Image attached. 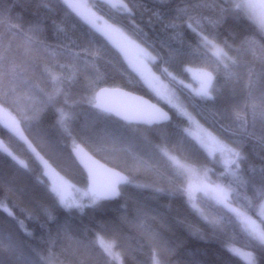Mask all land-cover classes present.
<instances>
[{
	"label": "trees",
	"instance_id": "1",
	"mask_svg": "<svg viewBox=\"0 0 264 264\" xmlns=\"http://www.w3.org/2000/svg\"><path fill=\"white\" fill-rule=\"evenodd\" d=\"M124 1L131 9V15L110 9L102 1L92 0L91 5H95L94 11L105 21L110 24L118 22L117 26L127 36L149 50L156 57L154 70L170 83L174 80L164 72L165 68L182 82L189 81L186 68L213 72L214 84L220 88V92L214 94L215 99L203 100L179 85L176 87L184 106L199 124L226 143H231L233 133L237 132L231 109L244 102L246 69H237L239 82L234 81L226 87L222 75L218 76L213 71V65L184 55L195 49L199 42L188 23H192L196 31L215 35L218 43L227 39L230 44L239 46L245 36H251L254 39L248 47L260 52L264 38L257 26L248 20L237 21L229 17L214 27L203 18L215 17L218 13L207 7H192L196 0H166L165 3L159 0ZM180 8L187 9V15L177 19ZM0 9H3L0 51L7 49L8 59L19 65L33 83L46 90L52 88L44 73L46 66L65 64L68 65L63 70L65 72L70 71L73 65L79 69L74 79L64 85L69 104L73 105L70 110L72 120L68 125L71 135L55 126V108H67L63 96L56 97L55 107L49 105L44 109L38 122L24 119L22 110L15 106L7 107V111L20 122L28 142L74 182L86 183L84 173L71 155L74 141L98 160L125 173L131 181L121 187V195L114 200L100 201L83 211L66 210L56 203L42 175L41 165L26 144L0 126V139L4 146L28 165L25 168L0 153V206L13 213L9 216L0 211V231L5 237L12 236L31 264H151L152 243L136 226L138 209L156 217L150 222L152 229L159 234L162 242L176 249L172 255L164 254V264H247L229 252L228 245L252 251L255 264H264V251L249 241L237 218L227 208L198 193L197 203L209 217L205 220L190 206L186 196L171 191L183 180L176 178L175 169L169 166L157 146L166 145L173 155L181 160L187 158L191 165L201 169L211 168L213 171L209 175L213 181L225 171L224 162L209 157L191 137L182 133L181 130L189 126L186 117L159 100L145 86L129 68L119 48L85 24L60 0H2ZM189 16L193 19L188 20ZM196 20H200L199 25ZM171 22L177 27H169ZM36 25H39V31H30ZM175 50L181 54L170 58V52ZM229 55L235 53L229 51ZM242 59L253 63L250 52L243 54ZM255 68L257 72L264 71L259 63L255 64ZM56 71L61 69L57 67ZM93 73L99 76L95 84L92 82ZM105 87L122 88L162 106L169 113L168 121L153 127L130 125L100 113L84 102L83 98L91 96L93 89L97 91ZM241 114L251 120L250 112ZM251 131L255 132V138L244 142L247 163L241 164L240 172L241 181L247 183L236 187L240 198L234 196L232 205L260 221L261 209L259 201L255 200L254 189L261 186L264 145L259 143V123L255 129L250 127ZM231 179L229 176L219 182L227 184ZM245 195L253 199L252 208L247 207ZM42 208H48L55 221H48L41 213ZM59 225L69 227L70 238L63 235L57 237ZM101 225L106 226L103 231L98 227ZM25 229L31 233L30 236L25 235ZM97 232L108 240L115 239V251L121 256L119 262L112 261L94 243ZM50 235L55 238L54 244L49 243ZM177 244L181 246L177 248ZM33 249L45 258H49L51 249V257L47 262L42 261ZM4 255L7 256V253Z\"/></svg>",
	"mask_w": 264,
	"mask_h": 264
},
{
	"label": "snow or ice",
	"instance_id": "2",
	"mask_svg": "<svg viewBox=\"0 0 264 264\" xmlns=\"http://www.w3.org/2000/svg\"><path fill=\"white\" fill-rule=\"evenodd\" d=\"M63 4L71 9L81 20L88 24L95 32L100 33L106 37L109 41L113 42L126 56L130 49H134L137 52V58L133 61L130 59V63H133L141 75L144 76L153 85H158V78L148 73L145 74L144 60L154 61L156 57L152 56L146 49L141 48L136 44L129 36H127L121 27L117 26L118 22L108 23L104 21L100 23L101 17L96 14L92 9L95 5H90L85 2H74V0H62ZM160 3H165L166 0H159ZM2 3V0H0ZM104 3L108 5L110 9H114L117 12L128 13L131 15V9L124 0H104ZM194 8L207 7L212 9L213 12L218 13L215 17L206 16L203 19L208 24L218 26L223 20L231 17L233 20L242 21L248 20L255 24L259 30V33L264 38V0H196V3L192 5ZM187 15V9H178L177 19L183 18ZM3 18V9H0V21ZM115 20V17H113ZM193 17L189 16L188 20H192ZM196 24H200V20H196ZM169 27L176 28L177 25L174 22L169 24ZM188 27L198 36V44L195 49L190 53H184V55H190L194 60L198 59L204 64L213 65V71L217 75H222L225 85L231 86L235 82H239V75L237 69H246V82L245 90L246 96L243 104L234 105L231 109L232 120L236 124L237 132L233 133V139L231 143H226L218 136L213 135L212 132L204 129L199 122L188 112L187 108L179 101V98L171 93L166 86L156 87V91L160 95H164L169 103L177 109L180 115L186 117L188 127L183 128L181 131L186 137H191L200 149H203L210 157H215L217 154L223 158L225 171L221 172L216 181H213L209 175L213 170L211 168H203L202 175L197 174V170L187 162V158L181 160L173 155L166 145L162 144L157 146L160 154L167 159L169 166L175 169V176L177 179H182L183 183L178 186H173L171 191L178 192L187 197V202L190 206L196 210L205 220L209 217L204 213L197 203V192H203L205 195H211L212 199L216 203L223 205L232 213L241 225L242 231L247 235L250 242H254L261 251H264V168L260 169L261 174V186L254 189L255 200L259 201V207L261 209L260 224H257L255 220L247 214L246 211L238 207H233L232 198L235 196L240 198V194L236 192V187H241L247 181H241L240 172L241 164L247 163V156L243 152L244 142L247 139H254L255 132H250L251 129H255L257 123H259L261 135L259 143L264 145V71L257 72L255 64L259 63L264 68V45H261V51L257 52L253 48H249V44L253 41V37L245 36L239 46L230 44L227 39L218 43L215 35L205 34L203 31H196L192 27V23H188ZM30 31L38 32L39 25L34 26ZM31 39V38H30ZM191 48V45H189ZM202 50V51H201ZM229 51L235 53V55H229ZM251 53L253 63L242 59L243 54ZM179 50L170 52V58L180 55ZM61 71H56V68ZM68 65L54 64L51 67L46 66L44 73H46L52 88L46 90L39 87L38 84L33 83L28 77L24 75V71L20 70V66L14 61L8 59L7 49L0 51V111H7V107L15 106L22 110L23 118L30 121H40L41 114L46 107L51 105L55 107V100L58 96L64 97L65 107L55 108L57 118L55 126L68 132L71 135L68 127L72 120V114L70 112L73 107L69 104L68 92L65 90L64 85L66 82L74 79L75 74L79 69L76 65H73L70 71H63L67 69ZM85 70H87L85 68ZM185 71L192 72L193 78L198 82L199 87L193 89L196 96H199L203 100L215 99V93L220 92V88L214 84L215 77L213 72L206 71L204 69H197L193 71L190 68H186ZM164 72L167 73L173 80L176 79L172 76V73L168 72L165 68ZM99 76L92 74L93 84L97 83ZM181 83H183L181 81ZM122 95L118 90H109L107 88H100L99 91L93 89L91 96L83 98L84 102L93 105L100 110V113L114 114L117 117H121L126 121H135L146 119L148 123H155L158 121H167L169 119L167 113L162 112L160 109L155 108L152 105H146V109H129L127 107L121 108L115 105L106 103V99L109 96ZM146 104V102H143ZM250 112L251 120L246 119L241 113ZM101 118H106L101 116ZM5 128L9 131L20 134L19 121L11 116L7 115V118L0 120ZM167 139V137H165ZM2 143V142H0ZM75 145V141L73 142ZM235 145V146H233ZM78 149V145L75 146ZM28 148L32 153L43 162L45 168L48 167L47 161L43 160L40 153L32 147L31 143H28ZM3 151L7 153L13 160H17V157L13 155L7 147L3 148ZM264 159V157H261ZM20 165L27 168L28 165L24 161H17ZM88 171L87 188L81 195L69 196L68 189L74 188V186L68 184L62 178L55 176H49L50 178V191L56 203L66 209H83L90 205H96L100 201L108 200L113 197L121 195L119 185L130 184L131 181L127 177L122 176L118 172H113L108 169H103L104 179H101V173L99 171L100 166L91 161L89 157L87 160L82 161ZM141 163H144L141 161ZM49 175L48 172L43 173ZM195 176V182L192 177ZM231 176L233 179L229 180L227 184L219 182L222 179H226ZM235 185V187H234ZM79 193V189H75ZM157 191H164V189H157ZM85 199L88 203H85ZM244 200L248 208L253 207V199L244 196ZM0 211L6 212L9 216H13V213L7 207L0 206ZM41 213L45 215L48 221H55V217L52 215L48 208H42ZM31 218V216H29ZM156 217L144 212L143 209L137 210L136 226L142 230L152 243L151 251V264H164V254H174L176 249L168 247L159 238V234L156 233L151 227V221ZM21 225L22 221H19ZM44 227V225H41ZM103 229L106 226H98ZM25 235L30 236L31 233L25 229ZM60 235L70 238V229L67 225H59L57 228V237ZM49 243L54 244L55 238L49 236ZM94 243L99 246L100 249L112 260L119 262L121 259L120 253L115 251L116 241L115 239L108 240L101 232L95 234ZM177 244V248L180 247ZM42 261L47 262L51 257V249H49V258H45L36 251L32 250ZM228 251L233 255L240 257L247 264H255V256L252 251H243L240 248L228 245ZM7 253V256L4 255ZM0 264H31L28 258L25 256L21 249V246L14 241L11 235L5 237L3 232L0 231Z\"/></svg>",
	"mask_w": 264,
	"mask_h": 264
},
{
	"label": "rangeland",
	"instance_id": "3",
	"mask_svg": "<svg viewBox=\"0 0 264 264\" xmlns=\"http://www.w3.org/2000/svg\"><path fill=\"white\" fill-rule=\"evenodd\" d=\"M62 2V0H60ZM91 1L92 0H87V3H89L91 5ZM98 1H102L104 2V0H98ZM74 2H85V0H74ZM125 2V1H124ZM256 2H259V0H256ZM63 3V2H62ZM69 9V8H68ZM71 12H73L71 9H69ZM94 11V9H92ZM95 12V11H94ZM74 13V12H73ZM75 14V13H74ZM97 14V13H96ZM76 15V14H75ZM98 15V14H97ZM77 16V15H76ZM99 16V15H98ZM78 17V16H77ZM79 18V17H78ZM102 18V17H101ZM80 19V18H79ZM83 21V20H82ZM105 20L102 18L100 23H103ZM84 22V21H83ZM85 23V22H84ZM86 24V23H85ZM88 25V24H87ZM89 26V25H88ZM90 27V26H89ZM106 38V37H105ZM132 39V38H131ZM108 40V39H107ZM134 40V39H132ZM109 41V40H108ZM136 42V44L140 45L141 48H144L146 49L141 43H139L138 41L134 40ZM113 46H115L116 48H118L113 42L109 41ZM147 50V49H146ZM149 53L150 51L147 50ZM124 54V53H123ZM125 55V54H124ZM137 52L134 50V49H130L129 52H128V55L126 57V60H127V63H128V66L129 68L137 75V77L145 84L146 87H148L155 95L156 97L161 100L162 102H165L167 103L169 106L173 107L172 104L169 103V100L164 96V95H160L158 94V92L156 91V87H160V86H166V88L171 92L173 93L176 97L179 98V101L181 103L182 100H181V96L178 92V89H177V85L187 89L191 94L195 95L194 92H193V89L195 88H198L199 87V84L198 82L193 78V75H192V72H189L187 71V73L189 74V81L187 82H183L181 83V81H178V80H174V82H169L168 80H166L163 75L161 73H158L156 70H154L153 68V63L154 61H147V60H144V65H145V68H144V71H145V74L147 75L148 73H150L151 75L155 76L158 78V81H159V84L158 85H153L152 83H150L148 80H146L144 78V76L141 75V72L137 70V68L134 66L133 63H130V59H132L133 61L137 58ZM152 55V54H151ZM153 56V55H152ZM192 69L193 71L197 70V69H193V68H190ZM210 72V71H209ZM184 105V103H183ZM174 108V107H173ZM176 109V108H174ZM177 110V109H176ZM190 112V111H188ZM191 113V112H190ZM10 114L11 116L15 117L13 114H11L9 111H0V120H4L7 118V115ZM192 114V113H191ZM193 116V115H192ZM194 117V116H193ZM16 118V117H15ZM17 119V118H16ZM20 123V122H19ZM201 125V124H200ZM0 126L5 128L3 126L2 123H0ZM202 126V125H201ZM203 127V126H202ZM204 128V127H203ZM7 131H9L7 128H5ZM205 129V128H204ZM207 130V129H206ZM208 131V130H207ZM17 140H19L20 142H24L28 148V140L22 130V127L20 125V134H15L11 131H9ZM76 145V144H75ZM75 145L73 144V146L71 147V149L73 147H75ZM33 147V146H32ZM29 149V148H28ZM30 150V149H29ZM31 151V150H30ZM32 152V151H31ZM207 154V153H206ZM34 155V154H33ZM35 156V155H34ZM41 157H43L41 154H40ZM210 157V156H209ZM216 158L218 159H221L220 161L224 162L223 161V158L220 157L219 154H217L215 156ZM37 162L41 165L42 167V175L43 177L47 180L48 184H49V188H50V178L49 176H55L57 178H62L64 181H67L68 184L74 186V188H69L68 189V195L69 196H77V195H81L84 191H86V183L84 184H80L78 182H74L73 180H70L68 179L66 176H64L61 172H59L52 164H50L44 157H43V160L44 161H47V164H48V167L45 168L44 165H43V162L41 160H39L36 156H35ZM21 159L17 158L16 161H19ZM24 161V160H22ZM25 163V161H24ZM196 170H197V174L198 175H202V169L199 168V167H196L194 165H192ZM45 172H48L49 175H44L43 173ZM192 180L195 182L196 180V177L193 176L192 177ZM75 189H79V193H77L75 191ZM198 193H201L203 196L211 199L212 201H214L216 203V201L214 199H212L211 195H205L203 192H197L196 195ZM85 203H88L87 200L85 199ZM234 207V206H233ZM239 208V207H238ZM75 209V208H74ZM243 210V209H242ZM261 214V213H260ZM253 220H255L257 222V224H260V221H258L257 219L255 218H252ZM262 227V225H261ZM238 248V247H237ZM241 249V248H240ZM243 250V249H242ZM243 251H246V250H243ZM240 258V257H239ZM243 260V259H242ZM246 262V261H245ZM247 263V262H246Z\"/></svg>",
	"mask_w": 264,
	"mask_h": 264
},
{
	"label": "water",
	"instance_id": "4",
	"mask_svg": "<svg viewBox=\"0 0 264 264\" xmlns=\"http://www.w3.org/2000/svg\"><path fill=\"white\" fill-rule=\"evenodd\" d=\"M107 88V87H105ZM109 90H118L119 93H121L122 95H113V96H109L107 99H106V103L110 104V105H115V106H118V107H121V108H124V107H127L129 109H137V108H140V109H146V105H152L154 106L155 108L157 109H160L162 112L164 113H167L168 117H169V113L168 111L163 108L162 106L156 104V103H153L151 102L149 99L143 97V96H140V95H137V94H134L132 92H129L127 90H124L122 88H107ZM99 91V90H97ZM143 102H146L143 103ZM92 107L99 111V109L95 108L93 105ZM126 124H130V125H137V126H145V127H153V126H159V125H162L164 123H166L167 121H158V122H155V123H148L146 119H141V120H135V121H126L124 119H122L121 117H117L115 116L114 114H108ZM0 142H2V140L0 139ZM78 145V149L76 147H73L71 149V155L74 159V161L76 162L77 166L80 168V170L84 173L85 175V179H86V188H87V177H88V171H87V168L85 167V164L82 162V161H85L87 160L89 157L91 158V161L95 162L96 165L100 166V173H101V179H104V176H103V169H108V170H111L113 172H118L120 173L122 176H125L127 177V175L115 168H112L108 165H106L105 163H103L102 161L98 160L96 157H94L84 146H82L81 144H76L75 146ZM3 148H5L3 142L0 143V153L3 154L4 156H7V157H10L7 155L6 152L3 151ZM125 184H121L119 185V189L121 190V187H123ZM118 197V196H117ZM117 197H113L111 199H108V201H111V200H114L116 199Z\"/></svg>",
	"mask_w": 264,
	"mask_h": 264
}]
</instances>
